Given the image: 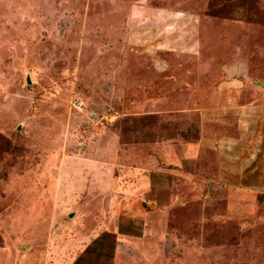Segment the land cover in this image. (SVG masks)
Here are the masks:
<instances>
[{
    "label": "rangeland",
    "instance_id": "obj_1",
    "mask_svg": "<svg viewBox=\"0 0 264 264\" xmlns=\"http://www.w3.org/2000/svg\"><path fill=\"white\" fill-rule=\"evenodd\" d=\"M78 259L264 264V0H0V264Z\"/></svg>",
    "mask_w": 264,
    "mask_h": 264
},
{
    "label": "trees",
    "instance_id": "obj_2",
    "mask_svg": "<svg viewBox=\"0 0 264 264\" xmlns=\"http://www.w3.org/2000/svg\"><path fill=\"white\" fill-rule=\"evenodd\" d=\"M118 232H120V233H124L123 230H122L121 228L118 229ZM114 236H115V235H114ZM92 245H94L95 247H97L99 244L97 243V241H95V242H93ZM98 247H99V246H98ZM98 247H97V248H98ZM97 248H96V249H97ZM85 252H90V247H88V248L85 250ZM77 261H78V262H77ZM77 261H76L75 264H82V263L79 262V259H78Z\"/></svg>",
    "mask_w": 264,
    "mask_h": 264
},
{
    "label": "water",
    "instance_id": "obj_3",
    "mask_svg": "<svg viewBox=\"0 0 264 264\" xmlns=\"http://www.w3.org/2000/svg\"><path fill=\"white\" fill-rule=\"evenodd\" d=\"M28 82H29V80H28Z\"/></svg>",
    "mask_w": 264,
    "mask_h": 264
}]
</instances>
